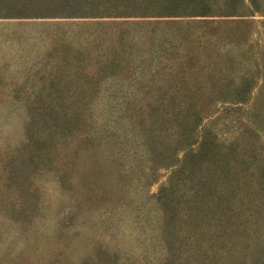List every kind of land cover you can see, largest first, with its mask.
I'll return each instance as SVG.
<instances>
[{"label":"rangeland","instance_id":"rangeland-1","mask_svg":"<svg viewBox=\"0 0 264 264\" xmlns=\"http://www.w3.org/2000/svg\"><path fill=\"white\" fill-rule=\"evenodd\" d=\"M145 1L0 0V264H223L233 244L227 264H264V178L205 208L183 172L159 199L182 104L225 141L250 122L264 171V0H207L190 27L83 15ZM173 33L196 37L185 64Z\"/></svg>","mask_w":264,"mask_h":264},{"label":"trees","instance_id":"trees-1","mask_svg":"<svg viewBox=\"0 0 264 264\" xmlns=\"http://www.w3.org/2000/svg\"><path fill=\"white\" fill-rule=\"evenodd\" d=\"M212 4L207 3V0H146L144 3L137 5L128 3L120 4L116 6L119 11L113 13H101L94 16L85 17H99V18H117V19H149L157 20L156 22L149 23H165V25H171L174 27H190L198 21L196 19H185L189 17L198 16H209V9ZM202 9V12H195L192 9ZM20 15V14H18ZM172 36L179 42V46L184 48L182 54L178 53L182 58V63L185 64L187 60H192L195 56V51L190 46L186 48V40H196V37L178 38L177 34L173 33ZM166 44H170L167 42ZM180 52V49H179ZM181 64V63H180ZM179 64V65H180ZM244 81H240L235 84L236 87L232 88V91L240 90L241 86L245 85ZM203 88H198L199 90ZM231 91V92H232ZM198 92V91H197ZM233 94V93H232ZM237 99V98H236ZM217 102L209 101V106L214 107ZM197 105V104H196ZM189 104H182L181 111L182 116V126L185 128H180V134L178 135V141L182 142L184 145V155L181 158H177L178 169L172 173L170 187L163 186L159 197L162 200L167 196V193L177 186L180 179V174L186 172L187 175L183 178L181 184L187 180L194 181L193 179L199 178L201 187L196 189L195 195L193 196V201L202 202L206 199L205 208H211V205L215 200L219 199L222 203V196L225 199H230L233 195L238 193L239 188H242L246 192L248 189L260 190V178H264V171L262 168L251 166L249 163H255V158L257 156L258 149L251 150L250 146L247 144L251 138H247L244 142H239L240 137L246 138L252 134L253 137L258 138L260 134L258 129L252 126L250 122H243L246 130H239L238 135L229 141L223 140L220 135L216 132L212 126L205 127L198 131V125L203 121L204 109L203 107H198L194 113H186ZM188 115H186V114ZM209 113V112H207ZM197 117L196 120L192 122V119ZM199 120V122H197ZM254 139V138H253ZM256 140V139H255ZM258 140H256L257 142ZM262 171V173H260ZM244 173V178L241 180L240 176ZM190 178H187L188 176ZM175 176H178L175 179ZM254 177L250 179V177ZM237 187V188H236ZM175 189L173 188L172 191ZM164 194V195H163ZM230 195V196H229ZM229 196V197H228ZM217 201V200H216ZM211 203V204H210ZM221 203H218L221 206ZM217 204V203H216ZM209 221H212L216 213L213 211L204 213ZM201 234V231H200ZM202 234H206L203 231ZM238 238H243L244 236H237ZM200 247H202L200 245ZM242 249L238 244H233L229 246L227 251L228 258L223 261V264L231 262V253L233 256L241 254ZM229 253V255H228Z\"/></svg>","mask_w":264,"mask_h":264}]
</instances>
